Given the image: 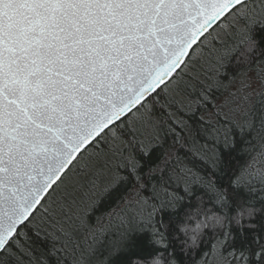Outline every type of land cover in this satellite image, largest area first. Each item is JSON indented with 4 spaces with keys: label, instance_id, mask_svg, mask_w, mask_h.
Listing matches in <instances>:
<instances>
[{
    "label": "snow or ice",
    "instance_id": "snow-or-ice-1",
    "mask_svg": "<svg viewBox=\"0 0 264 264\" xmlns=\"http://www.w3.org/2000/svg\"><path fill=\"white\" fill-rule=\"evenodd\" d=\"M0 264H264V0H0Z\"/></svg>",
    "mask_w": 264,
    "mask_h": 264
}]
</instances>
